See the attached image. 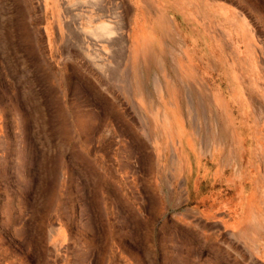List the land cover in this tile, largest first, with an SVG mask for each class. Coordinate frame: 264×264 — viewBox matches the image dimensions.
<instances>
[{
    "label": "rangeland",
    "instance_id": "374dc122",
    "mask_svg": "<svg viewBox=\"0 0 264 264\" xmlns=\"http://www.w3.org/2000/svg\"><path fill=\"white\" fill-rule=\"evenodd\" d=\"M0 264H264V0H0Z\"/></svg>",
    "mask_w": 264,
    "mask_h": 264
},
{
    "label": "bare ground",
    "instance_id": "6f19581e",
    "mask_svg": "<svg viewBox=\"0 0 264 264\" xmlns=\"http://www.w3.org/2000/svg\"><path fill=\"white\" fill-rule=\"evenodd\" d=\"M86 32H87V34H90L91 36H93L95 38H102V37H106V36H109L110 34H112V31L104 23H101V24L97 25L96 27H94L93 30H91V31L87 30ZM91 58H93V57H91ZM93 61H94V59H93ZM94 65H95V63H94ZM98 69H100V68L98 67Z\"/></svg>",
    "mask_w": 264,
    "mask_h": 264
}]
</instances>
